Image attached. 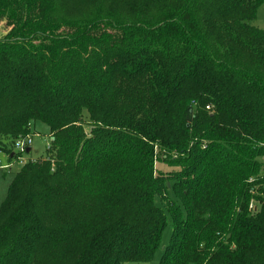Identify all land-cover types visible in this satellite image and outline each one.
<instances>
[{"label": "trees", "instance_id": "trees-1", "mask_svg": "<svg viewBox=\"0 0 264 264\" xmlns=\"http://www.w3.org/2000/svg\"><path fill=\"white\" fill-rule=\"evenodd\" d=\"M263 5L0 0V264H264Z\"/></svg>", "mask_w": 264, "mask_h": 264}, {"label": "rangeland", "instance_id": "rangeland-1", "mask_svg": "<svg viewBox=\"0 0 264 264\" xmlns=\"http://www.w3.org/2000/svg\"><path fill=\"white\" fill-rule=\"evenodd\" d=\"M250 25L253 27L263 30L264 31V5L260 7L258 11L257 18L250 22ZM7 29L4 24L0 25V40L6 35ZM32 138H33V144L31 146V151L23 157L24 160H34V161H45L47 159L48 150L50 149L51 144V137H50V130L49 128L42 124V123H36L34 127L32 128ZM8 155L5 153L0 152V207L1 204L4 202V200L7 197L8 189L15 177V175L22 169L23 165L19 164L18 162L12 161L9 162L13 164V167L11 169L4 170L3 167L7 165ZM158 170L160 172H169L170 169L167 168L166 165H163L161 163L156 164ZM156 204L161 207L163 210H165V206L162 203V200L158 197L156 199ZM254 204V203H253ZM252 204L251 208L254 207ZM167 214V210H166ZM172 230H173V221L170 216H168V226L166 230L164 231L163 238L161 245L159 249L157 250L155 257L152 262L150 263H128V264H161V259L163 256L164 249L169 245L171 236H172Z\"/></svg>", "mask_w": 264, "mask_h": 264}, {"label": "built area", "instance_id": "built-area-1", "mask_svg": "<svg viewBox=\"0 0 264 264\" xmlns=\"http://www.w3.org/2000/svg\"><path fill=\"white\" fill-rule=\"evenodd\" d=\"M33 136L32 135H28L25 137H21L18 140H16V142L14 143V153L10 159V161H14L18 162L21 165H26L29 161H34V160H24V156L25 154L28 153L29 150H31V146L33 144ZM50 148V147H49ZM263 165H264V159H263ZM13 167V164H8L7 166H4L3 169H11Z\"/></svg>", "mask_w": 264, "mask_h": 264}, {"label": "crops", "instance_id": "crops-1", "mask_svg": "<svg viewBox=\"0 0 264 264\" xmlns=\"http://www.w3.org/2000/svg\"><path fill=\"white\" fill-rule=\"evenodd\" d=\"M9 162H11V161H10V160H8V163H7V165H8V164H10ZM7 165H5V166H7Z\"/></svg>", "mask_w": 264, "mask_h": 264}, {"label": "water", "instance_id": "water-1", "mask_svg": "<svg viewBox=\"0 0 264 264\" xmlns=\"http://www.w3.org/2000/svg\"><path fill=\"white\" fill-rule=\"evenodd\" d=\"M31 150L28 151V153L30 152Z\"/></svg>", "mask_w": 264, "mask_h": 264}]
</instances>
